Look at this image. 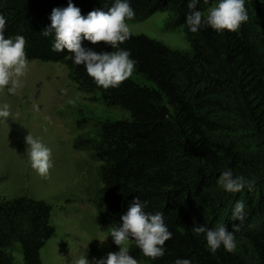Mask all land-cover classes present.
<instances>
[{"label": "trees", "instance_id": "obj_1", "mask_svg": "<svg viewBox=\"0 0 264 264\" xmlns=\"http://www.w3.org/2000/svg\"><path fill=\"white\" fill-rule=\"evenodd\" d=\"M87 15L107 10L113 0H73ZM209 0L197 7L203 12L216 5ZM68 0H0L6 17L5 38L23 35L28 61L62 64L77 90L97 95L108 108L128 117L95 124L94 138L81 139L100 163L101 188L96 210L109 230L122 224L131 202L140 197L145 211L164 213L173 233L161 258L147 257L130 240V254L140 264H175L190 258L192 264H264V0H246L248 21L236 31L217 33L210 27L197 33L185 23L188 0H131L135 16L127 22L167 12L189 42L187 52L172 50L146 35H131L120 46L137 60L136 70L119 87L104 89L76 65L68 50H52L54 36L45 37L54 7ZM100 46L115 51L104 41ZM240 135L249 137L261 151L244 150ZM243 175L251 188L238 193L223 190L218 177L225 169ZM237 201L246 205L245 218L233 220ZM51 207L39 200H0V264H15L18 251L23 264H42L40 251L53 237ZM235 232L237 248L209 251L194 224H226ZM251 226V227H249ZM242 245V246H240ZM241 247V248H240Z\"/></svg>", "mask_w": 264, "mask_h": 264}, {"label": "rangeland", "instance_id": "obj_2", "mask_svg": "<svg viewBox=\"0 0 264 264\" xmlns=\"http://www.w3.org/2000/svg\"><path fill=\"white\" fill-rule=\"evenodd\" d=\"M214 6L203 13L207 15ZM127 23L134 35H146L172 50H189L185 34L167 12ZM92 48L105 51L100 46ZM18 79L21 87L15 93L7 87L0 89V105L8 104L11 113L0 118V200L28 198L51 207L50 224L55 233L40 251L42 264H76L80 256L96 264L114 251L108 241L109 230L96 210L100 163L80 141L95 137L97 122L128 116L104 106L95 99L97 95L78 91L62 64L28 61L25 74ZM28 134L51 149L52 167L46 177L31 167L25 142ZM239 138L244 150L261 151L249 137ZM13 256L15 264H23L18 251ZM250 257L249 253L246 261L254 264Z\"/></svg>", "mask_w": 264, "mask_h": 264}, {"label": "clouds", "instance_id": "obj_3", "mask_svg": "<svg viewBox=\"0 0 264 264\" xmlns=\"http://www.w3.org/2000/svg\"><path fill=\"white\" fill-rule=\"evenodd\" d=\"M200 3L201 0H188L189 12L185 23L192 33L207 27L219 34H223L225 30L236 31L249 19L246 0H218L207 15L197 7ZM203 3H209V0H203ZM135 14L131 0H113L106 11L94 9L86 16L82 15L81 9L73 0H68L66 7L52 9L50 24L44 28L43 35L54 36L52 50L57 53L68 50L73 62L84 65L86 72L98 86L104 89L116 88L133 74L138 63L129 49L120 46L131 38L127 21ZM6 23V17L0 14V89L7 87L9 92L15 93L21 87L18 78L25 74L28 64L26 38L23 35L5 38ZM84 41L92 44L104 41L115 51L98 52L86 46ZM10 114L8 104L0 105V118H8ZM25 142L31 167L46 177L52 167L51 149L31 134L25 137ZM218 184L230 193L241 192L245 187L251 188L243 175L234 174L230 168L221 172ZM245 208L243 201H237L232 209L233 220L242 223L246 215ZM121 220L122 224L113 227L110 233L114 243L120 246L119 251L109 252L106 257L97 259L96 264H138V260L130 254L129 240H134L143 254L153 260L165 255V242L171 239L173 233L165 223L163 212L145 211V202L136 197ZM241 223L234 224L233 230H229L226 224L214 228L205 224H194L192 231L197 235L203 234L210 252L215 253L221 247L228 252H234L237 248L235 232L240 231ZM76 264L91 262L87 256H80ZM175 264H192V260L177 258Z\"/></svg>", "mask_w": 264, "mask_h": 264}]
</instances>
